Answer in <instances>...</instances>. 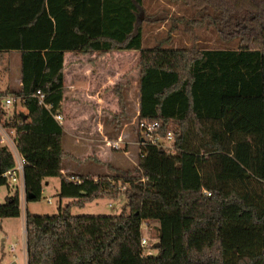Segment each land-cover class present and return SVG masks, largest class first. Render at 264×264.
<instances>
[{
  "label": "trees",
  "instance_id": "1",
  "mask_svg": "<svg viewBox=\"0 0 264 264\" xmlns=\"http://www.w3.org/2000/svg\"><path fill=\"white\" fill-rule=\"evenodd\" d=\"M166 1L189 5L197 22L223 40L239 38L238 47L144 48L143 0H0V53L20 56V87L0 91L21 97L26 110L3 122L18 148L23 135L58 144L63 134L53 113L64 97L65 52L139 50L137 119L159 116L161 132L175 137L174 153L140 145L132 171L60 173L58 196L69 201L53 215L26 212L27 264H264V0ZM113 90L123 105L121 85ZM14 165L0 140V186L9 187L2 174ZM121 194L117 215L71 213ZM19 214L15 188L0 218ZM148 223L157 226L155 255L141 246Z\"/></svg>",
  "mask_w": 264,
  "mask_h": 264
},
{
  "label": "rangeland",
  "instance_id": "2",
  "mask_svg": "<svg viewBox=\"0 0 264 264\" xmlns=\"http://www.w3.org/2000/svg\"><path fill=\"white\" fill-rule=\"evenodd\" d=\"M199 19V15L189 5L180 2L172 3L166 0H143L139 17L143 34V47L149 48L158 44L175 48L196 47L220 49L238 47L239 38L235 37L230 38V40H223L214 25L208 24L207 20L197 22ZM116 57L117 59L110 56L107 59V62L112 64L117 63L120 66H124V69L121 70V72L123 75L122 77L125 80L120 81L116 85H121V94L122 97H125V91L130 83V90L133 91V82L135 80L137 81L138 73H140L138 66L139 57L133 56L131 53L117 54ZM64 65V95L67 97H89V53L83 54L76 52L73 55L69 54ZM19 72V52L15 51V54L6 52L0 53V77L9 81L11 84H15ZM114 86L111 88L112 96L117 97L113 90ZM7 95L11 94L0 96V132H6L11 137V139L8 138V143H2L7 145L8 149L15 157V151L19 152L15 130L13 129L14 133L12 134L10 132L12 128L4 127L3 122L12 120L15 113H22L23 107L21 106V103L18 102L15 103L14 106L5 107L3 103L4 97ZM68 119L69 121H72V127H76L81 131L77 136L87 135L91 137V140L96 138L95 133H85V128L89 129L90 126L88 117L82 115L81 117L75 116L69 117ZM90 120L98 121V119ZM99 120L102 122V127L96 125L97 128H101L109 137V139L104 138V143L106 145L107 141L112 142L119 137V135L117 136V133H120V137L122 138L121 148L112 149L109 147L112 151L116 152L110 158L113 163L121 167L116 169H120L123 172L128 170L132 171L137 165L139 148L141 145L140 139L138 138V130L136 128L137 116L128 119L120 114H115ZM65 121L66 118L62 116V123ZM124 123L127 125L125 126ZM169 127L175 128L176 124L172 122ZM122 128L125 129L127 136H122ZM126 140L129 146L128 153L123 152L124 150H127V144H123ZM65 141L68 145V141ZM82 143L85 144L86 142L79 140L77 144L82 145ZM123 145L125 146L124 148ZM22 151L24 153L23 149ZM57 153L58 150L53 146V150L51 148L50 151H44L42 155L50 159V157L52 158V156L57 155ZM57 158L59 159V157ZM68 161L70 160H64L65 164H68L66 165V168L71 170L73 167ZM38 163L40 164L37 167L34 165L35 168L32 167V165L26 167L25 176H23L26 182V189L24 191H22L20 180L16 183H9V187L6 185L0 186V203L5 202L6 197L11 195L15 188L19 187L22 194L20 200L21 216L14 220L12 218L1 220L3 221V229L0 228V264H11L13 262L16 264H25L26 255L23 246V221L27 211L36 215H53L58 212L60 204L61 206H64L69 201L68 199L60 201L58 196L60 186L59 174L69 172H66L67 170H62L61 172H55V174L48 173L44 175L41 173L45 171V169H53L56 165L49 164L43 160ZM74 164L77 165V168L82 172H73L78 175H87L88 173L90 176L93 174H95V176H97L96 174H99V176L115 175L114 170L109 169L107 166L102 170L98 168L94 162H89L87 159L78 163L75 161ZM37 179L40 188L32 185V181ZM45 179L49 180L48 184L44 183ZM30 191L34 192L35 197L28 198V193ZM49 198L51 200L50 203L47 202V199ZM125 201L124 195L122 194L117 199L98 198L85 203L81 207H73L71 213L74 215H117L122 211ZM126 211H128V209H126ZM141 229L142 238H145L147 242L145 245L146 247L143 249L149 251L150 254H157V249L154 248V244L158 242L156 224L148 223L142 225ZM12 245L15 248L14 252L10 250Z\"/></svg>",
  "mask_w": 264,
  "mask_h": 264
},
{
  "label": "crops",
  "instance_id": "3",
  "mask_svg": "<svg viewBox=\"0 0 264 264\" xmlns=\"http://www.w3.org/2000/svg\"><path fill=\"white\" fill-rule=\"evenodd\" d=\"M6 53H13L15 51L6 52ZM126 53V54H133V56L139 57L140 51L139 50H113L111 52H107L105 54H99L94 52L89 54V97H67L64 95L63 100L60 103L59 110L63 117L66 118L64 123H60L63 127V134L58 139V144L55 143V139L50 136H41V135H23L22 142L23 146L18 148L19 153L25 158L26 163L30 165L38 166L41 160L48 162L49 164L56 165L53 169H45L41 174H55V172H61L62 170H67L64 174H73V172H81L78 169L77 165L74 164L76 161L77 163L83 161L84 159L89 160V162H94L98 168L105 169L107 165H111L116 168H121L113 163L111 156L114 155V151H112L105 143L104 138L109 139L108 135L102 131V129H98L96 125L102 127V122L99 119L104 117H110L115 114H120L121 116L132 118L138 116L139 114V73L137 81L133 82V91L131 89V83L129 84L128 88L125 91V97H123V105L118 103L117 97L112 96L111 88L118 84L120 81L125 80L122 76L121 70L124 69V66H120L117 63H109L107 59L110 56H113L117 59V54ZM73 52H65L64 54V63H66L67 56ZM0 77V91H5L7 89H18L20 87V72L19 76L16 79L15 84H11L9 81L4 80ZM64 87H65V78H64ZM65 91V90H64ZM127 96V97H126ZM132 96V97H128ZM4 105V104H3ZM22 112H26L24 108H22ZM89 118V129L85 128V133H95L96 138L91 140L90 136H77L81 131L76 128L72 127V121H69V117L75 116H82ZM90 119H98V121H91ZM127 123V122H126ZM124 123L126 126L127 124ZM91 130V131H90ZM98 130V131H96ZM122 130V131H121ZM122 136H127L125 129H121ZM120 136V133H117V136ZM115 139V138H112ZM68 141V145L66 141ZM79 140H83L86 143L82 145L77 144ZM71 141V143H70ZM123 144H127V150L123 152L128 153V143L127 140L124 141ZM53 146L56 149L62 152L60 156L54 155L52 158H47L42 155L44 151H50ZM66 147V148H65ZM125 146L123 145V148ZM81 148V149H80ZM24 150V153L22 151ZM25 154V155H24ZM65 154H68L66 156ZM59 157V159L57 158ZM69 159L70 164L72 165V169L66 168L68 164H65L64 160ZM32 162V164H31ZM114 164V165H113ZM34 171V170H33ZM82 173V172H81ZM92 174V173H91ZM89 175V173H88ZM99 176V174H96ZM95 176V174L91 175ZM95 176V177H97ZM60 178V177H59ZM22 185V191L26 189V182L23 176L19 177ZM45 184L49 183V180H44ZM32 185L35 187L40 188L39 181L34 180L32 181ZM18 197H19V204L21 200V189L18 187ZM12 194V193H11ZM21 216V210L18 217ZM26 216V214H25ZM18 217H13L12 219H17ZM3 219L0 218V228L3 229ZM23 231H24V251L26 255V238H25V217L23 221ZM10 248L11 251H15L13 245ZM16 264V263H15ZM25 264H27V257Z\"/></svg>",
  "mask_w": 264,
  "mask_h": 264
},
{
  "label": "built area",
  "instance_id": "4",
  "mask_svg": "<svg viewBox=\"0 0 264 264\" xmlns=\"http://www.w3.org/2000/svg\"><path fill=\"white\" fill-rule=\"evenodd\" d=\"M38 99H39V104L43 105L47 109L51 108L50 104L44 103L43 100V94H40L39 91H37ZM21 97L15 96V95H7L4 97V106L5 107H11L14 106L15 103H20ZM54 119L61 123L62 122V116L59 112V109L53 113ZM162 119L159 116H156L151 119H143V120H138L136 122V128L140 134V144H150V145H155L161 149H163L167 153H174L176 151L175 148V137L174 133L170 130H168L165 133L161 132V127H162ZM12 134L14 133V130L12 129L10 131ZM8 138L11 139V137L8 135L6 132H0V140L1 142H7L8 143ZM121 142L122 138L119 136L112 142L107 141L108 147H111L112 149H119L121 148ZM15 165L4 172L2 176L6 179L8 183H16L19 180L20 176H24V169L25 166L27 165L25 158L17 151H15ZM69 180H72L74 182H79L76 177L71 175ZM47 202L50 203L51 200L50 198L47 199ZM146 239L142 238L141 239V246L145 248L146 246ZM146 251V253H145ZM144 254H150L149 251L144 250Z\"/></svg>",
  "mask_w": 264,
  "mask_h": 264
},
{
  "label": "water",
  "instance_id": "5",
  "mask_svg": "<svg viewBox=\"0 0 264 264\" xmlns=\"http://www.w3.org/2000/svg\"><path fill=\"white\" fill-rule=\"evenodd\" d=\"M34 195L32 193H28V198H33ZM159 247V242H156L154 244V248H158ZM11 264H15V262L11 263Z\"/></svg>",
  "mask_w": 264,
  "mask_h": 264
}]
</instances>
